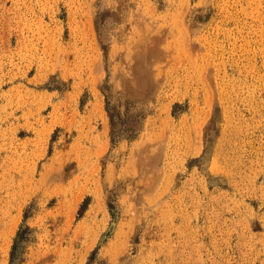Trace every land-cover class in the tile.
<instances>
[{"label":"rangeland","instance_id":"rangeland-1","mask_svg":"<svg viewBox=\"0 0 264 264\" xmlns=\"http://www.w3.org/2000/svg\"><path fill=\"white\" fill-rule=\"evenodd\" d=\"M0 264H264V0H0Z\"/></svg>","mask_w":264,"mask_h":264}]
</instances>
